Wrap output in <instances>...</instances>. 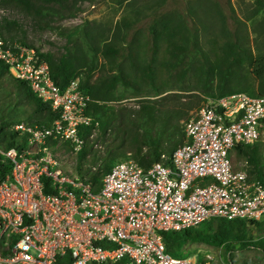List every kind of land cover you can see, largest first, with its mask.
<instances>
[{"label": "built area", "instance_id": "obj_1", "mask_svg": "<svg viewBox=\"0 0 264 264\" xmlns=\"http://www.w3.org/2000/svg\"><path fill=\"white\" fill-rule=\"evenodd\" d=\"M0 61L58 112L50 125H13L15 146L0 140V264H226L171 256L162 232L264 218V184L230 156L260 141L264 95L206 100L183 121L168 163L144 168L128 153L95 188L62 165L83 149L85 128L90 137L99 128L79 79L61 89L35 48L1 37Z\"/></svg>", "mask_w": 264, "mask_h": 264}, {"label": "trees", "instance_id": "obj_2", "mask_svg": "<svg viewBox=\"0 0 264 264\" xmlns=\"http://www.w3.org/2000/svg\"><path fill=\"white\" fill-rule=\"evenodd\" d=\"M11 1L27 14L58 20L73 15L79 3L90 0ZM259 2L264 4L261 0ZM215 16L221 22L214 23L211 28L213 32L218 30L217 34L224 35L226 27L223 30V18L221 15ZM205 18L211 22L210 17ZM200 23L201 26L196 27L183 15L164 16L155 20L150 25L154 52H158L159 45L165 42L169 55L168 60L161 62H157L154 55L145 58L139 44L132 48L135 41L130 46L128 44L129 50L124 52V46L128 43L125 40L127 31L132 26L128 17L120 18L112 30L99 27L91 21L85 22L77 32L60 31L59 34L66 37L67 43L65 51L59 55L41 53L35 49L47 61L50 75L61 89L71 79H79L82 89L91 96L88 111L99 121L98 135H105L111 128L124 125L123 129L129 133L132 157L140 166L147 168L158 161L168 163L173 151L184 141L179 122L182 116L177 111L160 112L155 104L157 101L148 99V96L159 95L166 90L165 85L158 81L157 66L175 69L182 63L181 79L187 75L193 76L194 88L212 99L248 91H252L254 96L264 95V36L259 45L242 44L235 34L234 39L229 37L217 47L212 46L211 40V46L204 47L202 37L208 24L202 20ZM1 29L0 37L5 43L14 40V37ZM262 33L264 35V22ZM127 97L136 98L138 107L119 105ZM111 102L117 105L112 106L109 104ZM57 118L58 112L38 98L25 81L13 77L8 67L0 61V140L5 146L16 144L18 133L12 129L16 123L50 125ZM262 121L264 123V118ZM90 132L91 128H85V145L76 156L78 173L85 181L99 188L102 178L119 160L115 156L117 154L109 152L94 166L98 155L94 154V139L89 136ZM234 149L237 150V156L246 158L250 173H255V178L250 177L264 184V175L258 167V142L236 146ZM88 152H92L93 158L86 162ZM120 153L124 154L125 151ZM211 222H217L216 227ZM251 226L261 231L258 240L250 235ZM162 236L165 251L175 257L184 256L176 254L172 249L188 241L222 247L225 252L241 251L257 244H262L264 248V218L260 221L213 219L195 228L165 231Z\"/></svg>", "mask_w": 264, "mask_h": 264}, {"label": "rangeland", "instance_id": "obj_3", "mask_svg": "<svg viewBox=\"0 0 264 264\" xmlns=\"http://www.w3.org/2000/svg\"><path fill=\"white\" fill-rule=\"evenodd\" d=\"M264 3V0H261ZM78 10L73 15H67L63 19L45 18L42 19L36 15L27 14L24 10L17 7L11 0H0V29L5 28L14 40H9V45L19 42L30 45L32 48L38 49L41 53H53L59 55L65 51L66 37L61 36L60 31L77 32L85 22L96 23L99 27L105 29H114L115 24L122 17H128L132 26L127 31L125 40L128 42L124 46V52L127 53L129 46L132 48L136 44L140 45V49L145 53L144 57L149 58L154 55L157 62L169 59L166 51V43L159 45L158 52H154L153 36L150 32V25L159 18L164 16H181L187 18L190 24L198 27L201 26L200 21H205L208 26L203 34L202 42L204 47H217L219 44L229 37L234 39V35L243 42L242 44L259 45L262 33V23L264 22V4L259 0H90L82 1L78 4ZM215 15H221L226 27L224 35L217 34L218 30H214L211 26L216 22H221ZM210 17L209 22L207 18ZM56 27L52 29L51 27ZM193 26V27H194ZM215 34L216 37H215ZM206 39V40H205ZM12 43V44H11ZM129 44V46H128ZM120 59V58H119ZM103 60H100V62ZM182 63H179L175 69H166L157 66L158 81L163 83L166 90L159 95H150L148 99L157 101L158 111H177L182 117L179 120L180 127L183 121L196 112L203 102L210 99L205 93L194 88L195 78L186 76L181 79ZM98 74L96 73V77ZM250 96H254L252 91L247 92ZM136 98L127 97L121 100L119 105H128V107H138ZM110 105H117L115 102ZM123 127L119 126L111 128L105 135H98L99 129H96L91 139L94 154L98 155L94 166H97L103 155L113 153L117 160L122 161L127 158L128 153H132L130 149L129 133ZM182 130V129H181ZM114 147V148H110ZM258 167L264 175V124L260 129V141L258 142ZM112 150V151H109ZM121 154L120 152H124ZM126 155V156H125ZM92 152L86 155V162L92 159ZM232 163L236 169L248 170L249 164L246 158L231 155ZM118 161V162H119ZM64 170L71 175H80L78 173L79 164L73 154L66 153L62 159ZM255 178V173H250ZM211 220L201 223H208ZM216 227L217 222H211ZM250 235L254 240L259 239L261 231L256 226L249 229ZM176 254L192 259L205 260L210 258L226 264H264V248L262 244L250 246L247 249L232 252H225L222 247H214L203 242L188 241L181 246H175L172 249Z\"/></svg>", "mask_w": 264, "mask_h": 264}, {"label": "crops", "instance_id": "obj_4", "mask_svg": "<svg viewBox=\"0 0 264 264\" xmlns=\"http://www.w3.org/2000/svg\"><path fill=\"white\" fill-rule=\"evenodd\" d=\"M231 155H232V157H233V155H235V157H236V156L238 155V154H237V150H236V149H232L231 152H230V156H231ZM232 162H233V161H232ZM233 166H234V164H233ZM234 168H237V167L234 166Z\"/></svg>", "mask_w": 264, "mask_h": 264}]
</instances>
